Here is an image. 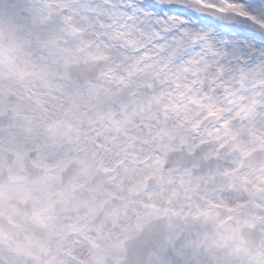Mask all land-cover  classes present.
Listing matches in <instances>:
<instances>
[{
    "label": "snow or ice",
    "instance_id": "obj_1",
    "mask_svg": "<svg viewBox=\"0 0 264 264\" xmlns=\"http://www.w3.org/2000/svg\"><path fill=\"white\" fill-rule=\"evenodd\" d=\"M0 264H264V0H0Z\"/></svg>",
    "mask_w": 264,
    "mask_h": 264
}]
</instances>
